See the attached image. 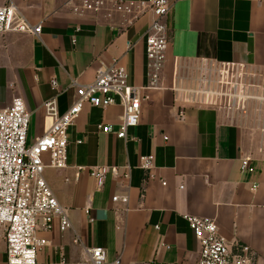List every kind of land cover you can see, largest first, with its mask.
Here are the masks:
<instances>
[{"label": "crops", "instance_id": "1", "mask_svg": "<svg viewBox=\"0 0 264 264\" xmlns=\"http://www.w3.org/2000/svg\"><path fill=\"white\" fill-rule=\"evenodd\" d=\"M71 1L0 0L41 26L39 35L0 36V108L23 100L30 113L27 145L51 123L46 101L54 98L65 112L76 86L91 83L96 70L113 60L130 86L145 88L144 99L127 140L98 130L118 128V103L103 109L84 104L67 129V167H46L43 175L71 228L61 232L55 220L51 231L37 230L45 241L37 263L85 264L78 238L125 264H196L199 246L184 219L196 216L213 219L234 252L248 247L252 264H264V0H172L169 44L153 89L146 88L142 38L151 16L121 32L110 27L117 18L72 14L66 6ZM203 63L235 78L234 84L216 83L223 96L236 94L231 108L203 105L193 95L207 73ZM144 155L154 157L149 172L138 167ZM244 157L252 171L241 170ZM42 161L47 165L49 156ZM98 166L118 171L100 189L90 175ZM114 196H126L127 204L113 202ZM0 264H6L3 242Z\"/></svg>", "mask_w": 264, "mask_h": 264}, {"label": "built area", "instance_id": "2", "mask_svg": "<svg viewBox=\"0 0 264 264\" xmlns=\"http://www.w3.org/2000/svg\"><path fill=\"white\" fill-rule=\"evenodd\" d=\"M172 0L116 1V0H72L66 6L72 14L100 16L105 21L118 22L110 27L119 31L127 30L145 15L151 21L143 34L145 45L148 88H157L161 80L165 52L169 44L168 18L172 9ZM12 5L0 6V36L5 32H21L39 35L41 26L31 25L22 17H17ZM75 41L73 40V43ZM222 73V70H211ZM51 86L57 87L51 80ZM215 82L210 73L202 75L199 86L193 95L201 97L203 105H211L216 93L210 91ZM128 84V76L118 60L108 66L99 67L91 83L77 85L75 100L69 108L59 113L54 98L43 104L45 116L51 120L44 134L27 145L26 137L30 121L21 98H14L6 108H0V243L5 244L6 264H38L37 254L45 241L37 236V230L51 231L55 220L59 230L71 228L65 210L59 205L50 186L44 178L46 167L63 169L67 167V129L79 116L84 104L95 108H106L116 103L123 108L118 128L99 125L104 134H114L116 138L127 140V129L136 127L140 118V102L144 99L141 90ZM232 102L236 94L229 96ZM199 103V102H196ZM183 118V111L178 112ZM49 156L45 165L42 155ZM154 157L144 155L139 158V168L149 172ZM242 171H252L251 159L241 160ZM117 177L116 167H94L90 175L95 180L96 189L103 186L107 175ZM163 184V183H162ZM113 202L127 204L126 196H114ZM89 208H86V213ZM199 246L196 264H252V254L248 247L237 252L219 233L213 219L206 217L184 216ZM74 243L81 247L85 264H125L119 258L108 260L101 247L84 246L78 238Z\"/></svg>", "mask_w": 264, "mask_h": 264}, {"label": "rangeland", "instance_id": "3", "mask_svg": "<svg viewBox=\"0 0 264 264\" xmlns=\"http://www.w3.org/2000/svg\"><path fill=\"white\" fill-rule=\"evenodd\" d=\"M203 67L207 69V73L204 75H208V73H210L211 78L215 81H221V82H228L230 84H234V80L235 78H231V73H229L228 75L225 74H219L218 72H212L210 69L214 70H220L219 67L215 68L213 66H211L210 63H203ZM206 65V66H205ZM225 71V70H223ZM227 76V77H226ZM229 87V86H228ZM210 91H213L214 93H216L215 95H213L212 97H210V99H212V105L214 106H220V107H232V99L229 96L226 95H222L221 93L218 92V88H217V84L214 83L211 85L210 87Z\"/></svg>", "mask_w": 264, "mask_h": 264}]
</instances>
